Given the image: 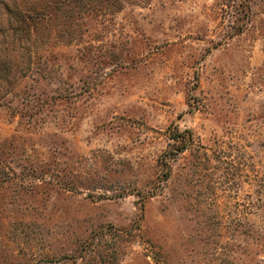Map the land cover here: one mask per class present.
Wrapping results in <instances>:
<instances>
[{"label": "rangeland", "instance_id": "obj_1", "mask_svg": "<svg viewBox=\"0 0 264 264\" xmlns=\"http://www.w3.org/2000/svg\"><path fill=\"white\" fill-rule=\"evenodd\" d=\"M18 1L0 264H264V1Z\"/></svg>", "mask_w": 264, "mask_h": 264}, {"label": "trees", "instance_id": "obj_2", "mask_svg": "<svg viewBox=\"0 0 264 264\" xmlns=\"http://www.w3.org/2000/svg\"><path fill=\"white\" fill-rule=\"evenodd\" d=\"M76 2L89 3L92 4L93 10L109 13L120 10L124 3L131 0H61L59 4L70 6ZM46 8L27 7L18 0L0 1V91L7 90L3 84L8 82V77L13 71L18 70V74H23V67L20 65L23 61L30 62L35 52L33 43L37 26L48 19ZM86 9L91 11L90 5ZM183 149L181 146L170 153L176 154ZM168 156L170 155L166 157Z\"/></svg>", "mask_w": 264, "mask_h": 264}]
</instances>
